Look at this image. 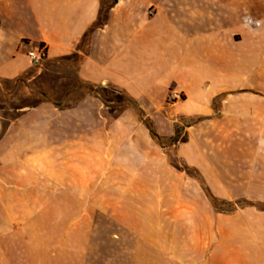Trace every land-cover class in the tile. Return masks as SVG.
I'll use <instances>...</instances> for the list:
<instances>
[{
  "label": "crops",
  "instance_id": "1",
  "mask_svg": "<svg viewBox=\"0 0 264 264\" xmlns=\"http://www.w3.org/2000/svg\"><path fill=\"white\" fill-rule=\"evenodd\" d=\"M33 45L45 59L75 58L80 82L114 86L145 115L182 92L170 105L195 119L176 154L196 175L160 161L134 108L113 117L88 92L21 110L0 131V264H90L89 212L135 207L154 166L167 173L161 184L178 179L172 223L191 228L167 233L162 253L176 264H264V0H0V76L32 65ZM200 178L215 196L254 202L232 217L255 229L257 249H219Z\"/></svg>",
  "mask_w": 264,
  "mask_h": 264
},
{
  "label": "rangeland",
  "instance_id": "2",
  "mask_svg": "<svg viewBox=\"0 0 264 264\" xmlns=\"http://www.w3.org/2000/svg\"><path fill=\"white\" fill-rule=\"evenodd\" d=\"M74 59L50 60L46 58L39 65H30L25 62L24 69L18 76L8 79L0 76V131L1 125H6L21 110L29 108L27 104L31 102L50 100L49 102H57L61 106L73 105L80 97L88 93L90 85L85 83L84 85L77 78ZM114 95L113 92L109 94V97ZM214 106H218V101ZM136 115L138 122L156 134L152 136L150 131L154 154L160 161L165 160L177 169L196 175L192 169L186 168L176 154V146L186 137L184 126L195 117H181L175 113L174 106L166 102L152 115L138 114V112ZM105 117L107 120L111 118L106 110ZM174 124L176 128L172 130ZM166 177L167 173L162 171L161 167L154 166L151 191L147 196L136 197L135 207L126 203L125 210L89 212L90 264H176L161 252L166 249L161 244V239L165 240L167 233L170 238L174 237V239L189 235L191 228L182 223L179 224L180 227H176L172 223L175 212L170 208L178 179L170 178L167 184H161L165 182ZM200 183L219 215L216 226L217 235L220 240L225 241L219 249L222 251L233 248L241 249V246L257 249L256 244L248 242V235H253L255 229L252 231L248 226L243 227L238 220L237 222L233 219L235 216L240 217V210L243 207L254 202L248 199L230 201L224 197L215 196L204 179L200 178ZM162 202L166 203L169 209L161 210ZM150 204L153 206L151 211L146 209ZM258 206L264 207L262 204ZM150 219L152 226L149 225ZM256 229L259 234V227L256 226ZM82 233L84 232L74 228V235ZM146 236L152 238V242H149ZM96 252H99L98 256ZM100 252H103L104 256Z\"/></svg>",
  "mask_w": 264,
  "mask_h": 264
},
{
  "label": "trees",
  "instance_id": "3",
  "mask_svg": "<svg viewBox=\"0 0 264 264\" xmlns=\"http://www.w3.org/2000/svg\"><path fill=\"white\" fill-rule=\"evenodd\" d=\"M84 83L86 85H90L89 86L90 87L89 93H93L94 95L98 96L104 102L105 106L107 107V112L111 116H113V117L117 116L123 109H125L127 107L134 108L137 110L138 114H142V111L137 106L136 101L134 99L130 98L123 91L115 88L114 86H112V85H95L94 86V84L83 82V84ZM93 87H95L96 89H94ZM39 92L41 94L43 93V91H39ZM113 92L115 93V95L113 97H109V94H112ZM43 101L37 100V101L31 102L27 105L31 107V106H35V105H37ZM48 101H50V100H48ZM110 103H116V104L113 105ZM54 104H56L60 107H64V106L59 105L57 102L56 103L54 102ZM66 106H69V105H65V107ZM150 131H151L152 136L156 135L151 129H150Z\"/></svg>",
  "mask_w": 264,
  "mask_h": 264
},
{
  "label": "built area",
  "instance_id": "4",
  "mask_svg": "<svg viewBox=\"0 0 264 264\" xmlns=\"http://www.w3.org/2000/svg\"><path fill=\"white\" fill-rule=\"evenodd\" d=\"M26 57L32 65H39L46 57V50L43 45H33L25 52ZM183 99L182 92L170 89L165 98L167 104H176Z\"/></svg>",
  "mask_w": 264,
  "mask_h": 264
}]
</instances>
